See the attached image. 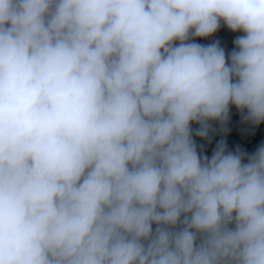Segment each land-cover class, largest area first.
I'll use <instances>...</instances> for the list:
<instances>
[{"label":"clouds","instance_id":"1","mask_svg":"<svg viewBox=\"0 0 264 264\" xmlns=\"http://www.w3.org/2000/svg\"><path fill=\"white\" fill-rule=\"evenodd\" d=\"M232 106L264 122V0H0V264H264V144L194 139Z\"/></svg>","mask_w":264,"mask_h":264},{"label":"water","instance_id":"2","mask_svg":"<svg viewBox=\"0 0 264 264\" xmlns=\"http://www.w3.org/2000/svg\"><path fill=\"white\" fill-rule=\"evenodd\" d=\"M240 35H243V33L232 32L221 22V27L212 36L196 38L194 42L207 45L214 41H219L220 46L225 49L227 55L234 48L233 41ZM192 127L196 128L198 125L193 124ZM212 128L214 131L209 134L211 142L194 137L198 147L203 146V154L208 157H211L216 144L220 140L226 142L227 148L230 151H235L237 148H240L249 154L254 153L261 144H264V122L259 125L245 122L242 119V114L234 106L230 108L229 121L223 126L226 130H222V126L218 122H212Z\"/></svg>","mask_w":264,"mask_h":264}]
</instances>
